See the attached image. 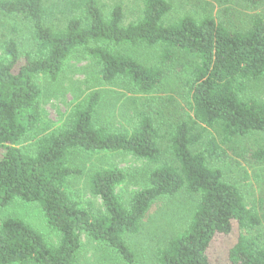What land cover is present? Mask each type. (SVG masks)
Instances as JSON below:
<instances>
[{"label":"trees","instance_id":"1","mask_svg":"<svg viewBox=\"0 0 264 264\" xmlns=\"http://www.w3.org/2000/svg\"><path fill=\"white\" fill-rule=\"evenodd\" d=\"M141 17L121 24L119 6L104 13L96 0H80L76 12L63 25L47 18L44 0H3L0 10L21 16L32 24L33 47L21 50L7 39L0 49V208L13 202L30 203L54 242L18 216H0V264H79L84 235L113 250L126 264L135 255L126 235L136 233L152 204L185 191L198 196L187 226L157 251L155 264H215L210 246L219 235H236L220 264H264V243L250 234L259 215L247 207L235 184L212 168L207 155L217 152L214 140L203 149L208 129L223 141L253 132L264 134V102L247 96L248 84L264 77V12L245 29H230L213 16L184 15L166 23L168 0H141ZM257 6L264 0H243ZM143 44L159 46L158 63L146 65L111 47ZM75 50L91 56L101 79L125 82L134 92L148 94L161 82L163 67L178 53L195 60L188 77L189 107L186 119L174 124L168 146L175 164L161 161L158 128L147 114L126 128L96 119L101 93L89 92L71 108L64 125L39 135L41 89L39 80L56 81ZM34 138L29 151L18 145ZM75 151L90 155L131 154L156 164L146 184L127 202L115 192L127 173L114 164L88 175V188L102 208L91 201L71 198L66 183L82 174L71 163ZM254 158L264 159V151Z\"/></svg>","mask_w":264,"mask_h":264},{"label":"rangeland","instance_id":"2","mask_svg":"<svg viewBox=\"0 0 264 264\" xmlns=\"http://www.w3.org/2000/svg\"><path fill=\"white\" fill-rule=\"evenodd\" d=\"M3 1V0H0ZM80 0H44L47 18L50 22L63 25L77 9ZM171 10L164 16L166 23L184 15H210L224 22L230 29H245L254 16L264 12V2L251 6L243 0H168ZM104 13L119 6L122 12L121 24L135 22L141 17V0H96ZM32 24L21 16L7 15L0 10V49L7 39L15 41L23 51L33 47ZM146 65L158 63L160 47L143 44L111 47ZM194 59L178 53L176 58L164 67V76L159 85L148 94L132 91L124 82L109 84L101 79L95 60L81 50H75L65 62L64 69L56 81L39 80L41 89L40 120L37 134H47L61 128L74 104L89 92L98 90L101 101L97 108L96 119L115 128H126L136 123L141 114H147L158 128L161 161L175 164L168 146V135L174 124L186 119L192 111L189 107L188 77ZM247 96L264 102V77L248 84ZM201 143L192 147V151L203 149L208 139L217 145L215 155L208 156L207 162L212 168L221 170L223 179L235 184L244 197L247 207L252 208L260 217V224L250 234L264 243V159L254 158V153L264 151V134L253 132L231 141H223L221 135L208 129L203 133ZM34 138L29 136L19 143L24 151H29ZM2 150H0V156ZM71 163L80 167L82 174L66 183V192L73 199L91 201L101 209L99 197L90 193L89 173L98 168L114 164L127 173L126 180L115 189L116 195L127 202L130 196L145 186L146 175L156 164L132 156L90 155L75 151ZM198 196L185 191L170 198L156 200L147 211L136 233L126 235V242L135 255L134 264H155L157 251L167 241L183 230L194 211ZM18 216L37 228L47 238L56 241L58 234L51 232L44 224L39 208L22 202L0 208V216ZM219 235L210 246L209 256L213 263L225 260L228 248L236 235ZM82 251L79 264H126L113 250L81 236Z\"/></svg>","mask_w":264,"mask_h":264}]
</instances>
